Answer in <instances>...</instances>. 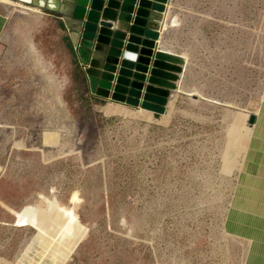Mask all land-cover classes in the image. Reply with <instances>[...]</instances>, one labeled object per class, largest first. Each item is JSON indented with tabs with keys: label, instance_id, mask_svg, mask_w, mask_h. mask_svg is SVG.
I'll return each mask as SVG.
<instances>
[{
	"label": "rangeland",
	"instance_id": "1",
	"mask_svg": "<svg viewBox=\"0 0 264 264\" xmlns=\"http://www.w3.org/2000/svg\"><path fill=\"white\" fill-rule=\"evenodd\" d=\"M185 3L202 33L178 83L205 98L175 91L162 114L85 97L58 21L0 4V264H49L19 263L36 229L69 264L246 263L227 227L246 152L232 126L263 105L264 0Z\"/></svg>",
	"mask_w": 264,
	"mask_h": 264
},
{
	"label": "water",
	"instance_id": "2",
	"mask_svg": "<svg viewBox=\"0 0 264 264\" xmlns=\"http://www.w3.org/2000/svg\"><path fill=\"white\" fill-rule=\"evenodd\" d=\"M11 1L58 21L93 95L164 113L158 108H166L183 71L181 58L158 48L168 0ZM255 121L252 113L248 122Z\"/></svg>",
	"mask_w": 264,
	"mask_h": 264
},
{
	"label": "crops",
	"instance_id": "3",
	"mask_svg": "<svg viewBox=\"0 0 264 264\" xmlns=\"http://www.w3.org/2000/svg\"><path fill=\"white\" fill-rule=\"evenodd\" d=\"M0 4L8 5V7L10 6L14 8V11H18L24 15L27 14V11L29 12V8L25 7L23 10L22 7H16L15 4L7 1L0 0ZM184 4H186L185 0H168L167 13L163 21L167 24V27L163 30V32H160L161 42L159 41L160 45L158 48L164 51L175 52L177 54L186 53L188 56L189 50H187L184 45L190 43L192 38L198 37L197 41L199 42L202 32L200 28L201 23L194 25V27L198 28V30H192L189 15H187V10L184 9ZM14 11L12 10V12ZM40 14L42 16H51L48 11H41ZM8 26H10L9 15L6 13V10H0V40L6 36ZM61 31H63L67 41V46L71 51L72 46L66 38L64 29L61 28ZM187 66L188 63L186 64L182 85L185 89H190L185 83ZM80 85L81 88H83L82 90H85V97L92 96L96 100L99 99L98 97L91 95L83 77H81ZM237 112L241 115L238 114V117H236L235 123L232 127L238 129H244L248 125H251L252 127V131L249 134V142L246 148L245 158L242 164L243 169L246 167L245 159L246 161L248 160V212L238 214H232V212H230L227 227L233 234L241 235L248 240H251L245 264H264V100L261 109L255 113L256 121L254 124H250L248 122L252 112H248L247 114L243 111ZM240 121H242V123ZM241 170L239 171V181L240 173L242 172ZM232 208L234 207H231V210ZM231 215H233V217H231Z\"/></svg>",
	"mask_w": 264,
	"mask_h": 264
},
{
	"label": "bare ground",
	"instance_id": "4",
	"mask_svg": "<svg viewBox=\"0 0 264 264\" xmlns=\"http://www.w3.org/2000/svg\"><path fill=\"white\" fill-rule=\"evenodd\" d=\"M2 1H7L9 3H13V4H15L16 7H22L23 10L25 7H27V8H29V12H35V13L41 12L38 9L30 8L28 6H23L19 3H15L11 0H2ZM22 12H24V11H22ZM29 12L27 11L26 13H29ZM166 27H167V24L163 22L162 23V29L160 30V32H163V30L166 29ZM159 41L161 42V39ZM29 47H30L31 51H34V47L32 44H29ZM162 51H164V50H162ZM164 53H167L173 57L181 58L183 61L182 67L185 66L186 60H187L185 55L177 54V53L171 52V51H164ZM175 91L177 93H185V94L192 96V97L205 98L200 92H198L196 90H189L187 92L183 91V89L181 88L179 83H178L177 89ZM227 105L232 106V104H227ZM139 108H140V110H143L141 107H139ZM236 108H239V107H236ZM163 110H165V109H163L162 107L158 108V111H163ZM244 111H245V109H244ZM233 130L238 131L239 133L242 134V138H243L242 139V141H243L242 147L245 148V150H246L248 142H249V134L252 131L251 125H248L244 129L233 128ZM245 164H246V167L244 169H242L241 170L242 172L240 173L239 189L237 190V195L235 197V203L233 206L231 205L232 207H234L230 211V212H232V214L233 213L238 214V213H247L248 212V207H247V200H248V187H247L248 160L246 161V159H245ZM0 170H1V168H0ZM79 203H80V199L78 198V196L77 195L73 196V198L71 200V204L75 205L77 207L79 205ZM231 217H233V215H231ZM72 226H73L72 224H69V226L67 227V230H66V232L69 236L72 234V230H73ZM35 232H36V236H35L34 241L33 242L31 241L32 243L30 245H28V247L23 251L21 258L19 260V263H22L26 258H29L28 254L31 252H36V254L40 257L41 260L46 259L49 262V264H69L71 262V260L73 258V254L70 251L65 249L56 240H54L51 237H49L48 235H46L40 229H36ZM36 244H38L40 246L39 251L38 250L34 251V248H37ZM30 260L34 261V264H39L33 258H30Z\"/></svg>",
	"mask_w": 264,
	"mask_h": 264
},
{
	"label": "built area",
	"instance_id": "5",
	"mask_svg": "<svg viewBox=\"0 0 264 264\" xmlns=\"http://www.w3.org/2000/svg\"><path fill=\"white\" fill-rule=\"evenodd\" d=\"M111 103H113L114 104V102L113 101H111ZM121 104V103H120ZM124 105V104H123Z\"/></svg>",
	"mask_w": 264,
	"mask_h": 264
}]
</instances>
